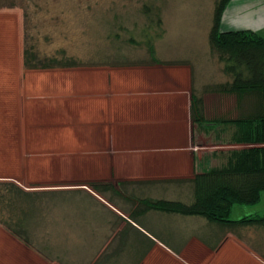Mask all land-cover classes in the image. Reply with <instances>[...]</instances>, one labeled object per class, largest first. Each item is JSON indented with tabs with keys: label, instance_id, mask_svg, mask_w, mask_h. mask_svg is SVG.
<instances>
[{
	"label": "rangeland",
	"instance_id": "374dc122",
	"mask_svg": "<svg viewBox=\"0 0 264 264\" xmlns=\"http://www.w3.org/2000/svg\"><path fill=\"white\" fill-rule=\"evenodd\" d=\"M213 1L0 0V8H15L13 17L20 14L28 35L33 37L42 52L52 54L58 49H65L68 55L77 59L81 66L72 68V76L83 72L84 68H132L134 70H129L130 73H142L141 76L147 77L139 83L162 84L165 86L163 93H170L169 88L173 91L174 87L182 84L202 87L204 83L205 86L225 78L222 64L217 61L208 41ZM146 4L154 12L159 9L162 19L160 28L150 21L152 15L148 17L144 13ZM145 33L155 39L154 58L147 48ZM158 90L155 95L160 94ZM199 140L204 141L202 138ZM149 158L156 161H149L150 167L157 166L160 163L157 160L163 157ZM175 159V151H172L164 164L172 167ZM139 161V157L128 155H35V171L23 173L25 175L17 182L28 190H34L36 186L38 192H53V196L45 200V208L42 204L44 210L35 214V221L30 227L35 250L0 224V264H143L145 260L148 264L166 263L164 257L152 256V249L146 252V256H141L142 250L137 251L149 242L146 231L168 233L162 236L179 243L176 245L184 254L182 258L189 264H202L209 255L212 259L209 264H241L243 260L254 264L251 255L246 257L243 252H230L222 247L226 238L237 239V235L232 233L225 237L222 231L203 218L151 212L143 220L144 229L140 230L138 227L141 226L129 221L126 214V218L117 220L112 213L113 207L101 203V200H107L92 196L89 187L84 186L93 180L114 184L125 180L141 181L145 195L188 200L189 187L165 181L179 178V172L133 170L132 165ZM149 180L154 182H144ZM131 186L139 187V184ZM62 191L74 194L54 195ZM237 205L241 204L234 205L230 219L244 216L236 208ZM241 234L249 239L244 231ZM207 235L210 242H216L215 245L207 244ZM257 241L259 239L250 241L254 248H258ZM195 245L203 249L197 250ZM210 248L211 252L204 251ZM254 248L252 250L256 251Z\"/></svg>",
	"mask_w": 264,
	"mask_h": 264
},
{
	"label": "crops",
	"instance_id": "0c3cea01",
	"mask_svg": "<svg viewBox=\"0 0 264 264\" xmlns=\"http://www.w3.org/2000/svg\"><path fill=\"white\" fill-rule=\"evenodd\" d=\"M14 11V7L0 8V180L17 182L25 175L23 173L35 171V155L72 154L136 156L140 161L132 165L133 170L177 171L179 177L188 178L195 172L220 166L231 151L247 146L231 142L234 130L231 124L212 121L206 129L194 125L191 83L176 86L173 91L169 88L170 93H163L165 86L162 84L139 83L147 77L141 76L142 73L131 74L129 70H134L132 68H84L76 76L71 75L72 68H26L24 23L20 14L13 17ZM221 29L252 30L264 37V0H231L223 13ZM217 82L212 81L213 84ZM157 90L160 94L155 95ZM212 96L207 103L208 120L238 115L234 97ZM172 151H175L176 159L172 167H167L164 163ZM150 156L163 157L157 160L163 163L149 167V161H155L154 158L150 160ZM119 182L115 185L126 197L116 195L118 202L114 198V205L93 194L101 203L113 207L112 213L120 221L119 217L126 218L122 210L131 212L130 208L135 207L131 200L149 195H145L141 181L127 180L129 183L124 188L119 187ZM17 183L24 187L21 182ZM133 184H139V187L133 186V189ZM236 208L244 216H264V191L256 203L241 204ZM149 213L139 219L144 223ZM146 232L155 243L150 245L148 242L143 248L139 247L137 251L142 250L141 256H146V252L152 249V256L164 257L166 263L161 261V264H189L182 258L184 254L176 245L179 243L162 236L168 233H153L156 235L153 237L151 232ZM207 238L209 246L216 244L210 242V236ZM222 247L230 252H243L246 257L251 255L254 264H264V258L241 238L228 237ZM202 249L197 247V250ZM204 251L208 253L212 249ZM211 261L209 255L202 264ZM247 262L243 260L241 264ZM143 264L148 262L145 260Z\"/></svg>",
	"mask_w": 264,
	"mask_h": 264
},
{
	"label": "trees",
	"instance_id": "16d2710c",
	"mask_svg": "<svg viewBox=\"0 0 264 264\" xmlns=\"http://www.w3.org/2000/svg\"><path fill=\"white\" fill-rule=\"evenodd\" d=\"M230 1H213L212 24L208 33L211 50L217 61L222 64L225 79L199 88L192 84L191 119L194 124L205 129L212 121L231 124L234 127L231 142L247 146L231 151L220 166L195 172L188 178L165 180L166 183L189 187L188 200L138 197L131 200L135 204L131 212L126 210L122 212L129 216V221L139 224L142 229L144 224L139 217L148 212L200 217L224 234L234 233L252 248L254 245L250 241L259 239L256 242L258 248L254 249L264 258V216L249 215L237 220L230 219L233 205L256 203L264 191V37L252 30L221 29L222 16ZM143 11L148 17L152 15L150 21L161 27L159 9L154 12L150 5L146 4ZM24 30L26 68L53 70L81 66L80 62L68 55L65 49H58L52 54L42 52L33 37L28 35L25 23ZM144 35L147 39V48L154 58L155 39L148 33ZM212 95L234 97L238 115L208 120L207 103ZM128 183L119 182V187L124 188ZM84 186L89 187L92 196L97 194L113 205L116 195L124 196L122 189H118L110 181L93 180ZM35 189L28 190L15 181H0V224L34 250L35 243L31 238L30 227L35 221V214L46 207L45 200L53 196V192H38ZM61 194L71 196L74 193L71 191L54 193ZM242 231L247 233L249 239H245L246 235H242ZM122 233L119 235L122 236ZM151 234L156 237L152 232ZM147 238L150 245L155 243Z\"/></svg>",
	"mask_w": 264,
	"mask_h": 264
}]
</instances>
